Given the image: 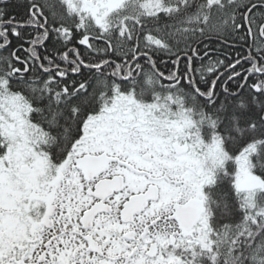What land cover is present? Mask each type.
<instances>
[{
  "label": "snow or ice",
  "instance_id": "snow-or-ice-1",
  "mask_svg": "<svg viewBox=\"0 0 264 264\" xmlns=\"http://www.w3.org/2000/svg\"><path fill=\"white\" fill-rule=\"evenodd\" d=\"M0 264H264V0H0Z\"/></svg>",
  "mask_w": 264,
  "mask_h": 264
}]
</instances>
